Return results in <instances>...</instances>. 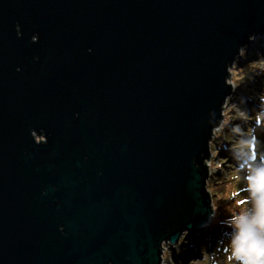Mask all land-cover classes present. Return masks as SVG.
I'll return each mask as SVG.
<instances>
[{"label":"water","instance_id":"water-1","mask_svg":"<svg viewBox=\"0 0 264 264\" xmlns=\"http://www.w3.org/2000/svg\"><path fill=\"white\" fill-rule=\"evenodd\" d=\"M263 34L264 0H0V264H162L208 228L229 70Z\"/></svg>","mask_w":264,"mask_h":264},{"label":"rangeland","instance_id":"rangeland-1","mask_svg":"<svg viewBox=\"0 0 264 264\" xmlns=\"http://www.w3.org/2000/svg\"><path fill=\"white\" fill-rule=\"evenodd\" d=\"M229 73L230 77L227 84L232 85L233 93L223 107V121L213 133L210 143V160L205 163L208 164L209 180L207 190L210 194L212 205H214V201H223L225 208H229V212H237L242 210L244 206L251 208V204L247 205L244 200V197H247L249 192L243 187V181L235 170V165L229 156V152L219 154L217 151H219V147L229 150L233 144L232 135L227 127H224L223 131H221V127L228 123H241L238 119L235 102L240 97H246L248 98L247 107L252 109L258 104L257 94L264 91V34L256 36L254 40H250L249 44L242 49L240 57L229 70ZM35 138L38 142L44 141L43 136L36 135ZM219 138L222 141L217 145ZM260 139L264 140V136H261ZM252 145V157L255 159L256 136L252 138ZM260 159L264 160V154L261 155ZM247 163L248 161L244 160L241 167ZM213 211L215 215L214 206ZM199 235V232L185 233L177 245L172 246L167 243L166 246V243L163 244L164 255L162 254V263L165 261V264H206L204 258L207 255L216 253L222 258L227 253L228 249L225 247L227 239L224 237H220L217 240H206L203 235ZM183 243L185 244L184 247ZM190 248L193 250L192 254L188 256L181 254V251Z\"/></svg>","mask_w":264,"mask_h":264},{"label":"clouds","instance_id":"clouds-1","mask_svg":"<svg viewBox=\"0 0 264 264\" xmlns=\"http://www.w3.org/2000/svg\"><path fill=\"white\" fill-rule=\"evenodd\" d=\"M254 40L255 36L249 37ZM246 50V49H245ZM258 104L249 109L248 98L240 97L236 103L238 119L241 123H228L227 127L232 135L233 144L229 149V156L235 165V170L243 181V187L249 195L244 197L247 205L242 210L234 212L229 218L232 229L225 247L227 253L218 256L216 253L207 255L206 264H264V91L257 94ZM218 126L215 122L213 127ZM256 136V158L253 159L252 138ZM244 160L248 163L241 167ZM243 174V175H241Z\"/></svg>","mask_w":264,"mask_h":264},{"label":"trees","instance_id":"trees-1","mask_svg":"<svg viewBox=\"0 0 264 264\" xmlns=\"http://www.w3.org/2000/svg\"><path fill=\"white\" fill-rule=\"evenodd\" d=\"M218 139V138H217ZM222 141L220 138L219 140H217V145L218 143ZM227 147V145H226ZM219 154H224L229 152V150L227 149H222L219 147V151H217ZM217 185V184H216ZM212 188V187H211ZM214 196V195H213ZM217 196V195H216ZM215 197V196H214ZM218 199V198H217ZM215 203H213L214 205V210H215V215H214V219L211 222L209 228H206L202 231H200V235L199 236H204V238L206 240H217L220 237H224L225 239L228 238L229 233H231L232 229L230 227H228V225H230L232 223L231 219L229 218L234 212H229L228 209L225 208L223 201H214ZM229 203V202H228ZM206 235V237H205ZM185 246V244L183 243V247ZM181 254H184L186 256L192 254L193 250L187 249L185 251H181Z\"/></svg>","mask_w":264,"mask_h":264},{"label":"bare ground","instance_id":"bare-ground-1","mask_svg":"<svg viewBox=\"0 0 264 264\" xmlns=\"http://www.w3.org/2000/svg\"><path fill=\"white\" fill-rule=\"evenodd\" d=\"M213 219H214V218H213ZM212 221H213V220H212ZM212 221H211V222H212ZM210 224H211V223H210ZM210 224H209V226H210ZM209 226H208V228H209ZM163 252H164V251H163ZM163 255H164V253H163ZM163 260H164V259H163ZM162 264H165V261H163Z\"/></svg>","mask_w":264,"mask_h":264}]
</instances>
